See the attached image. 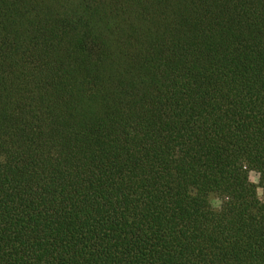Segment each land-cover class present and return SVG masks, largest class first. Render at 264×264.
<instances>
[{
    "label": "trees",
    "instance_id": "1",
    "mask_svg": "<svg viewBox=\"0 0 264 264\" xmlns=\"http://www.w3.org/2000/svg\"><path fill=\"white\" fill-rule=\"evenodd\" d=\"M255 169L264 0H0V264H264Z\"/></svg>",
    "mask_w": 264,
    "mask_h": 264
},
{
    "label": "rangeland",
    "instance_id": "2",
    "mask_svg": "<svg viewBox=\"0 0 264 264\" xmlns=\"http://www.w3.org/2000/svg\"><path fill=\"white\" fill-rule=\"evenodd\" d=\"M250 180L258 186V197L260 199H263V185H264V180L262 175L258 172V170H254L250 173Z\"/></svg>",
    "mask_w": 264,
    "mask_h": 264
}]
</instances>
